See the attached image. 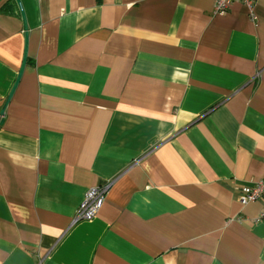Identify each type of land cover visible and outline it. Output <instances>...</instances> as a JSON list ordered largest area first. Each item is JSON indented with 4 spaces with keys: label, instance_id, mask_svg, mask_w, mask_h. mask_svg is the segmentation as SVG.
Wrapping results in <instances>:
<instances>
[{
    "label": "crops",
    "instance_id": "crops-1",
    "mask_svg": "<svg viewBox=\"0 0 264 264\" xmlns=\"http://www.w3.org/2000/svg\"><path fill=\"white\" fill-rule=\"evenodd\" d=\"M0 0V264H264V0ZM108 184L89 220L87 190Z\"/></svg>",
    "mask_w": 264,
    "mask_h": 264
},
{
    "label": "built area",
    "instance_id": "built-area-1",
    "mask_svg": "<svg viewBox=\"0 0 264 264\" xmlns=\"http://www.w3.org/2000/svg\"><path fill=\"white\" fill-rule=\"evenodd\" d=\"M255 1L256 0H214L212 12L215 15L224 14L232 3L241 2L245 4L252 18H254L252 15V8ZM107 187L108 184L93 186L87 190L83 201L75 212L74 221L89 220L97 214L102 205ZM259 199L264 201V177L251 185L242 186L238 196V200L242 205L255 202Z\"/></svg>",
    "mask_w": 264,
    "mask_h": 264
},
{
    "label": "water",
    "instance_id": "water-1",
    "mask_svg": "<svg viewBox=\"0 0 264 264\" xmlns=\"http://www.w3.org/2000/svg\"><path fill=\"white\" fill-rule=\"evenodd\" d=\"M15 1H16V3H17L18 7H19V10H20V13H21L22 18L24 19V11H23V8H22V5H21L20 0H15ZM24 20H25V19H24ZM26 57H27V56H26V54H25V55H24V58H23L22 65H21V68H20V71H19V74H18V77H17V80H16V82H15V84H14V86H13L11 92L9 93V95H8V97H7V99H6L5 103H4V105H3V108H2L1 113H0L1 115L3 114L4 108H5L6 104L8 103V101L10 100V97H11L13 91H14V88H15V86H16L18 80H19V77L21 76V73H22V70H23V67H24V64H25V61H26Z\"/></svg>",
    "mask_w": 264,
    "mask_h": 264
}]
</instances>
